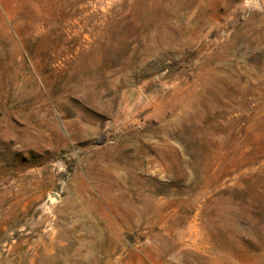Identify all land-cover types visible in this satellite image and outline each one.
<instances>
[{
  "label": "rangeland",
  "instance_id": "obj_1",
  "mask_svg": "<svg viewBox=\"0 0 264 264\" xmlns=\"http://www.w3.org/2000/svg\"><path fill=\"white\" fill-rule=\"evenodd\" d=\"M0 264H264V0H0Z\"/></svg>",
  "mask_w": 264,
  "mask_h": 264
}]
</instances>
